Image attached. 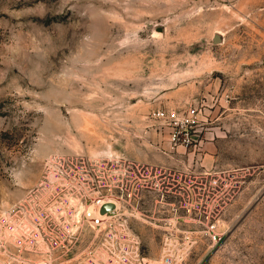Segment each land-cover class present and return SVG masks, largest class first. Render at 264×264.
Returning a JSON list of instances; mask_svg holds the SVG:
<instances>
[{
	"label": "rangeland",
	"instance_id": "1",
	"mask_svg": "<svg viewBox=\"0 0 264 264\" xmlns=\"http://www.w3.org/2000/svg\"><path fill=\"white\" fill-rule=\"evenodd\" d=\"M187 107L196 142L175 148L217 143V240L199 224L181 264H264V0H0V211L51 155L140 163L150 130L170 142L152 112Z\"/></svg>",
	"mask_w": 264,
	"mask_h": 264
},
{
	"label": "built area",
	"instance_id": "2",
	"mask_svg": "<svg viewBox=\"0 0 264 264\" xmlns=\"http://www.w3.org/2000/svg\"><path fill=\"white\" fill-rule=\"evenodd\" d=\"M152 117L168 129L172 147L195 145V107L157 109ZM209 175L127 159L51 155L36 185L0 211V264H181L199 224L214 219L207 232L217 240V190L207 186L217 176L208 181ZM211 195L216 198L208 204ZM145 197L153 201L147 214L140 210ZM109 203L113 208L102 213ZM134 220L158 232V263L146 257Z\"/></svg>",
	"mask_w": 264,
	"mask_h": 264
},
{
	"label": "crops",
	"instance_id": "3",
	"mask_svg": "<svg viewBox=\"0 0 264 264\" xmlns=\"http://www.w3.org/2000/svg\"><path fill=\"white\" fill-rule=\"evenodd\" d=\"M149 135L151 139L144 143L146 146L134 152L133 160L186 173L207 171L214 166L217 151L215 141H205L195 150H186L172 147L168 137H163L155 131L150 130Z\"/></svg>",
	"mask_w": 264,
	"mask_h": 264
},
{
	"label": "water",
	"instance_id": "4",
	"mask_svg": "<svg viewBox=\"0 0 264 264\" xmlns=\"http://www.w3.org/2000/svg\"><path fill=\"white\" fill-rule=\"evenodd\" d=\"M220 40V38H219V36L218 35H214L213 36V42L214 43H216V42H218ZM111 208H113V204H105L103 207H102V209H101V212L103 213V212H105L106 210H108V209H111Z\"/></svg>",
	"mask_w": 264,
	"mask_h": 264
}]
</instances>
